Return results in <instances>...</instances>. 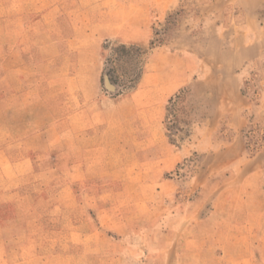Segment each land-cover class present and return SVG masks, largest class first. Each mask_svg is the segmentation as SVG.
<instances>
[{
	"label": "rangeland",
	"instance_id": "374dc122",
	"mask_svg": "<svg viewBox=\"0 0 264 264\" xmlns=\"http://www.w3.org/2000/svg\"><path fill=\"white\" fill-rule=\"evenodd\" d=\"M237 136L264 161V0H0V264H264Z\"/></svg>",
	"mask_w": 264,
	"mask_h": 264
},
{
	"label": "crops",
	"instance_id": "0c3cea01",
	"mask_svg": "<svg viewBox=\"0 0 264 264\" xmlns=\"http://www.w3.org/2000/svg\"><path fill=\"white\" fill-rule=\"evenodd\" d=\"M141 17L142 15L140 14L138 16L139 20H142ZM117 35L119 34L116 33L113 36ZM186 81L187 79L185 77L183 81H176L174 90ZM236 123L238 124V127L241 128L247 123V121L241 116V118L238 119ZM215 152V155L210 156L212 160L209 163L213 170L218 171L220 169L232 168L234 169V173L237 174L236 178L240 181H244L252 177L254 179H257L258 177L261 178L262 172L264 170L263 158L257 156L248 157L244 153L245 146L239 136L235 137L227 147L223 149L218 147ZM261 219H263V217H261Z\"/></svg>",
	"mask_w": 264,
	"mask_h": 264
},
{
	"label": "trees",
	"instance_id": "16d2710c",
	"mask_svg": "<svg viewBox=\"0 0 264 264\" xmlns=\"http://www.w3.org/2000/svg\"><path fill=\"white\" fill-rule=\"evenodd\" d=\"M123 47H124V46H123ZM124 49H125V47H124ZM103 81H104V83H105L106 85H107V84L110 85V86L112 85V87H115V85L117 84L116 79L113 78V76H111L109 73L107 74V76L104 77V80H103ZM114 89H115V88H114ZM172 99H173V98L170 99V101H169L170 103L173 101ZM169 110H170V107H169ZM168 130H169L170 137L173 136L174 134H172V133L170 132V131H171V128H170V127L168 128Z\"/></svg>",
	"mask_w": 264,
	"mask_h": 264
},
{
	"label": "water",
	"instance_id": "95a60500",
	"mask_svg": "<svg viewBox=\"0 0 264 264\" xmlns=\"http://www.w3.org/2000/svg\"><path fill=\"white\" fill-rule=\"evenodd\" d=\"M107 86H108L110 89H112V90H113V87H112V86H110V85H108V84H107Z\"/></svg>",
	"mask_w": 264,
	"mask_h": 264
}]
</instances>
